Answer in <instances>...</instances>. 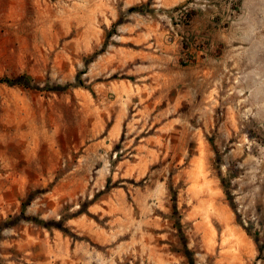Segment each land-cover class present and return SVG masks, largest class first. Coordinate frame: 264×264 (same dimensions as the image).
<instances>
[{
	"label": "rangeland",
	"instance_id": "rangeland-1",
	"mask_svg": "<svg viewBox=\"0 0 264 264\" xmlns=\"http://www.w3.org/2000/svg\"><path fill=\"white\" fill-rule=\"evenodd\" d=\"M159 3L0 0V264H264V0Z\"/></svg>",
	"mask_w": 264,
	"mask_h": 264
},
{
	"label": "crops",
	"instance_id": "crops-1",
	"mask_svg": "<svg viewBox=\"0 0 264 264\" xmlns=\"http://www.w3.org/2000/svg\"><path fill=\"white\" fill-rule=\"evenodd\" d=\"M124 1H125V6H131V5H135L138 3H142L146 0H124ZM159 1H161V3H159V5L163 6L164 8L170 9V8L175 7V6L181 5L185 0H159ZM202 14L205 17L207 16V14H205V13H202ZM195 16L197 18V17H199V14H197ZM116 17H117V14H116L115 10L112 8L111 12L106 17L107 21L105 19L104 23L108 24L109 22H113ZM196 18L191 20L190 24H184L179 29L180 33H177L176 36L179 35L180 38H174V40L164 43V45L167 47V49H175L176 50V49H178V47L181 43L180 39H183L184 37H186V38L194 37L195 35H197L199 33L200 30H197V26H195V24H194ZM175 50H170V51H175ZM142 54L143 53H140L137 55L140 56Z\"/></svg>",
	"mask_w": 264,
	"mask_h": 264
},
{
	"label": "trees",
	"instance_id": "trees-1",
	"mask_svg": "<svg viewBox=\"0 0 264 264\" xmlns=\"http://www.w3.org/2000/svg\"><path fill=\"white\" fill-rule=\"evenodd\" d=\"M150 5H151V3H146V4H143L142 6L144 7V6H150ZM7 81L12 82L13 80H7ZM258 247H259V252H260L259 258L264 260V256H262L263 249L261 246H258Z\"/></svg>",
	"mask_w": 264,
	"mask_h": 264
},
{
	"label": "built area",
	"instance_id": "built-area-1",
	"mask_svg": "<svg viewBox=\"0 0 264 264\" xmlns=\"http://www.w3.org/2000/svg\"><path fill=\"white\" fill-rule=\"evenodd\" d=\"M187 11H188V10H187V6H183V7L180 9V12H181L180 16H181V17L185 16V13H186Z\"/></svg>",
	"mask_w": 264,
	"mask_h": 264
},
{
	"label": "water",
	"instance_id": "water-1",
	"mask_svg": "<svg viewBox=\"0 0 264 264\" xmlns=\"http://www.w3.org/2000/svg\"><path fill=\"white\" fill-rule=\"evenodd\" d=\"M132 10V9H131Z\"/></svg>",
	"mask_w": 264,
	"mask_h": 264
}]
</instances>
